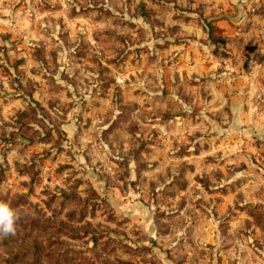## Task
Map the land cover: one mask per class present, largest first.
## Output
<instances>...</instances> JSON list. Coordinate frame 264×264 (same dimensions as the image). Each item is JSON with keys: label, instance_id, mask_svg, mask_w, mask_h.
I'll list each match as a JSON object with an SVG mask.
<instances>
[{"label": "rangeland", "instance_id": "374dc122", "mask_svg": "<svg viewBox=\"0 0 264 264\" xmlns=\"http://www.w3.org/2000/svg\"><path fill=\"white\" fill-rule=\"evenodd\" d=\"M11 1L0 264H220L236 233L201 248L199 217L264 228L236 192L264 173V0Z\"/></svg>", "mask_w": 264, "mask_h": 264}, {"label": "crops", "instance_id": "0c3cea01", "mask_svg": "<svg viewBox=\"0 0 264 264\" xmlns=\"http://www.w3.org/2000/svg\"><path fill=\"white\" fill-rule=\"evenodd\" d=\"M9 2L12 1L0 0V12H5L4 14H8L7 12H9L10 14L11 9L9 8L11 3ZM21 3L23 4V1ZM22 7L20 5L15 10L21 11ZM15 10H12V12L15 13ZM2 14L0 13V28L12 32L15 28L9 30L3 27L4 24H7V26L11 24L9 23L11 20ZM17 19L13 17L14 25L17 23ZM18 24L20 25V21H18ZM26 24L27 21L25 22ZM21 28L24 29L25 27L21 26ZM250 153L248 151L249 162L251 159ZM253 157L256 159L255 156ZM252 165L253 169L249 168L246 172L247 177L245 181L243 180L239 186H236V192H243V202L259 203L264 208V194L258 192V190L264 188V173L262 174L258 170L256 162H253ZM239 203H241L240 200ZM212 214H203L199 217V222L195 224L200 231L199 235L195 238L196 245H200L201 248H208L207 246L213 245L217 249L220 241L223 239L222 237L225 236L222 233H236V248L235 244L232 243L230 244L232 245L230 246L231 248H228L230 251L219 254L220 264H264V228L256 221L254 216L245 213L244 210L236 209V213H227V215L231 216L224 221L226 224L223 225L221 218L223 219L226 213H216L214 217ZM210 215L212 216L211 218ZM203 217L208 220H205ZM202 261L204 263V260Z\"/></svg>", "mask_w": 264, "mask_h": 264}, {"label": "clouds", "instance_id": "9594fccd", "mask_svg": "<svg viewBox=\"0 0 264 264\" xmlns=\"http://www.w3.org/2000/svg\"><path fill=\"white\" fill-rule=\"evenodd\" d=\"M20 219L16 209L7 202L0 201V240L15 236Z\"/></svg>", "mask_w": 264, "mask_h": 264}, {"label": "trees", "instance_id": "16d2710c", "mask_svg": "<svg viewBox=\"0 0 264 264\" xmlns=\"http://www.w3.org/2000/svg\"><path fill=\"white\" fill-rule=\"evenodd\" d=\"M248 214H250V215L254 216V218H256L255 215H254V213H248Z\"/></svg>", "mask_w": 264, "mask_h": 264}]
</instances>
